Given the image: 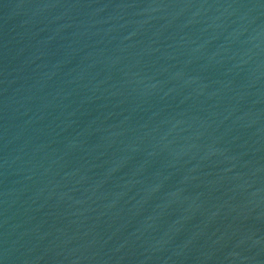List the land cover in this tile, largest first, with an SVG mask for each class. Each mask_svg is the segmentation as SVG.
I'll use <instances>...</instances> for the list:
<instances>
[{"label":"water","instance_id":"water-1","mask_svg":"<svg viewBox=\"0 0 264 264\" xmlns=\"http://www.w3.org/2000/svg\"><path fill=\"white\" fill-rule=\"evenodd\" d=\"M0 264H264V0H0Z\"/></svg>","mask_w":264,"mask_h":264}]
</instances>
